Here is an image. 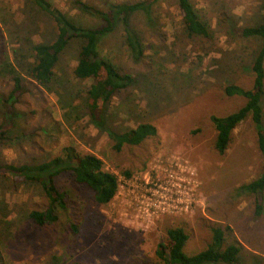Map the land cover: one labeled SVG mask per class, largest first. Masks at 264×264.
<instances>
[{
	"label": "rangeland",
	"instance_id": "374dc122",
	"mask_svg": "<svg viewBox=\"0 0 264 264\" xmlns=\"http://www.w3.org/2000/svg\"><path fill=\"white\" fill-rule=\"evenodd\" d=\"M50 1L82 26L103 25L76 0ZM80 1L106 10L110 3L135 0ZM191 2L209 25L208 37L189 35L176 0H164L149 16L130 18L143 45L140 59L133 58L120 22L99 40L101 54L133 78L111 98L106 125L116 131L142 122L156 127L154 136L116 151L83 107L91 80L72 75L79 44L72 42L61 56L52 91L44 89L25 72L33 62L27 41L51 39L54 25L30 0H0V121L2 102L12 89L9 70L22 76L24 87L14 104L11 140L0 146V162L43 161L71 145L99 157L119 182L113 199L101 205L88 187L60 175L56 181L66 192V211L57 222L37 226L28 212L45 202L41 188L0 176V264H155L167 229L177 226L188 235L186 254L204 249L211 228L220 226L224 246L241 247V264H264V211L257 216L252 194L237 192L260 173L252 121L248 117L233 130L220 154L210 120L245 102L225 88L252 85L260 41L242 37L236 28L259 21L262 0ZM171 198L189 201L187 211H143L150 202L162 206Z\"/></svg>",
	"mask_w": 264,
	"mask_h": 264
},
{
	"label": "trees",
	"instance_id": "16d2710c",
	"mask_svg": "<svg viewBox=\"0 0 264 264\" xmlns=\"http://www.w3.org/2000/svg\"><path fill=\"white\" fill-rule=\"evenodd\" d=\"M52 21L55 33L51 39L39 42L27 41V48L33 62L26 73L38 85L52 91L56 79V70L61 56L72 42H77L78 52L72 75L77 79L91 80L84 90V109L93 124L104 129L114 150L120 151L124 145H138L143 140L156 134V127L142 122L136 127L123 131L113 130L106 125V113L111 98L119 90L132 83L128 73L121 72L117 66L101 54L99 40L110 33L118 22L122 23L125 41L134 59L143 57V45L137 32L130 24L135 13L150 15L154 6L164 0H135L132 2L110 3L106 10L76 0L82 11L96 15L103 21L100 27H88L78 24L67 12L53 5L50 0H30ZM185 31L189 35L208 37L210 29L207 21L202 19L191 0H176ZM244 38L259 39V48L253 58L251 70L252 85L244 88L228 85V95H238L245 99L243 105L228 114L211 115L210 120L216 129L215 150L222 154L227 149L233 130L246 118H250L256 135V143L262 155L259 175L241 184L237 188L239 195L249 193L253 196L254 212L257 216L264 211V0L261 4L259 21L256 24L236 28ZM12 89L2 102L3 112L0 121V146L11 140V128L14 104L23 93V78L14 69L9 70ZM68 174L78 183L93 192L96 203L104 205L115 196L119 187L118 178L104 168L103 161L90 152H81L74 146L67 145L43 161L28 163L0 162V176L10 177L15 181L38 185L45 195V202L28 212V218L37 226L57 222L67 208L66 192L58 185L56 179ZM124 174L129 176V172ZM70 221V220H69ZM69 228L77 231V224L68 222ZM211 240L207 246L195 254L184 252L188 235L182 227L167 229L165 239L158 245L156 254L159 262L155 264H241L239 253L241 247L236 243L224 246L225 231L220 226L211 228Z\"/></svg>",
	"mask_w": 264,
	"mask_h": 264
},
{
	"label": "built area",
	"instance_id": "2783aa9c",
	"mask_svg": "<svg viewBox=\"0 0 264 264\" xmlns=\"http://www.w3.org/2000/svg\"><path fill=\"white\" fill-rule=\"evenodd\" d=\"M161 202H163L162 206H161V203L156 204L154 202H150L149 203L150 205H148V207H145L143 211L147 213L148 215L157 213L158 211L162 213H169V212L178 213L181 211L185 212L189 208V204H190V202L187 201L186 199L180 200L179 198L178 199L171 198V201H167L166 199L165 202L164 201H161ZM149 210L151 211V213H149Z\"/></svg>",
	"mask_w": 264,
	"mask_h": 264
}]
</instances>
